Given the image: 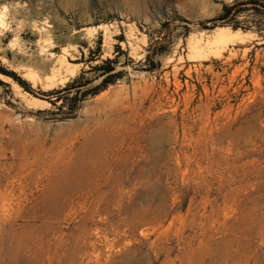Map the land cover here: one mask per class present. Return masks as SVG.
Listing matches in <instances>:
<instances>
[{
	"label": "rangeland",
	"instance_id": "rangeland-1",
	"mask_svg": "<svg viewBox=\"0 0 264 264\" xmlns=\"http://www.w3.org/2000/svg\"><path fill=\"white\" fill-rule=\"evenodd\" d=\"M250 1L0 0V257L264 264V0ZM100 113L119 117L100 141L74 135Z\"/></svg>",
	"mask_w": 264,
	"mask_h": 264
},
{
	"label": "bare ground",
	"instance_id": "bare-ground-1",
	"mask_svg": "<svg viewBox=\"0 0 264 264\" xmlns=\"http://www.w3.org/2000/svg\"><path fill=\"white\" fill-rule=\"evenodd\" d=\"M131 3V2H130ZM132 4V3H131ZM218 31V30H216ZM217 34V37L218 38H222L223 41L224 39H226V43H227V40H234L236 38H241V35L242 33L241 32H234V31H231L230 29H224V28H220V30L216 33ZM214 39V38H213ZM241 40V39H240ZM243 40V38H242ZM224 41V42H225ZM233 42V41H232ZM223 43V42H222ZM107 107V103H101L100 105V110L99 112H102L106 109ZM107 113V112H106ZM90 115V114H89ZM109 115V114H108ZM106 115V117L104 118L103 114H98L97 116H94V117H91V116H87L85 117L82 121L79 122V127L77 129V132L74 133L75 136H82L84 137L85 140L87 141H94V140H98L100 141L103 136L105 135V132L108 130L107 128L112 124H115L117 122V120L119 119V117L116 116H112L110 117V115L108 116ZM75 126V125H74ZM76 128V127H75ZM73 129V128H72ZM107 129V130H106ZM65 131H68V130H65ZM159 131V130H158ZM72 132V131H71ZM60 134V133H59ZM37 135V134H35ZM64 135V134H63ZM161 135V133H160ZM39 136V134H38ZM37 136V137H38ZM67 136V135H66ZM63 137V136H62ZM61 137V138H62ZM74 137V136H73ZM151 137V136H150ZM149 137V138H150ZM158 137V136H156ZM40 138V137H39ZM66 138V137H65ZM152 138V137H151ZM160 139V138H159ZM28 140V139H27ZM38 140V139H37ZM58 139H56V142H57ZM74 140V139H73ZM152 140V139H151ZM34 141V140H33ZM36 141V139H35ZM40 141V140H39ZM39 141H36L39 142ZM66 141V140H65ZM161 141V140H160ZM163 141V140H162ZM44 144V141L42 142ZM59 143V142H58ZM93 143V142H92ZM91 143V144H92ZM28 144V143H27ZM98 144V143H97ZM158 144V143H157ZM160 144V142H159ZM88 145V143H87ZM92 146V145H91ZM90 146V147H91ZM36 148V147H35ZM84 152V151H83ZM81 154V152H80ZM91 155V149H90V154L89 156ZM43 156V155H42ZM82 157V156H81ZM80 160V159H79ZM93 162V161H92ZM92 164V163H91ZM84 165L83 164H80V163H77V164H71V171L69 173H72V172H75V171H78V169L80 167H83ZM91 166V165H90ZM88 168V167H87ZM44 172H47V169H43ZM31 234V233H30ZM29 234V235H30ZM33 235V234H31ZM230 250V249H229ZM17 259H11L8 255H4V254H1V257H0V264H16Z\"/></svg>",
	"mask_w": 264,
	"mask_h": 264
},
{
	"label": "trees",
	"instance_id": "trees-1",
	"mask_svg": "<svg viewBox=\"0 0 264 264\" xmlns=\"http://www.w3.org/2000/svg\"><path fill=\"white\" fill-rule=\"evenodd\" d=\"M251 3H257L256 0H251ZM238 3H233L230 6L225 5L223 8V12L214 20H220L223 21L224 24L230 23V15L232 14L233 10L237 7ZM237 26L234 25V28H236Z\"/></svg>",
	"mask_w": 264,
	"mask_h": 264
}]
</instances>
